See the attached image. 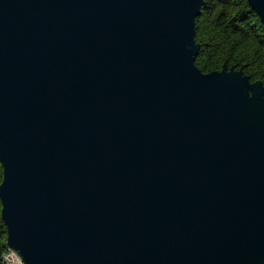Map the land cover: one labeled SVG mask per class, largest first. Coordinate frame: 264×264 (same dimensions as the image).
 <instances>
[{
    "label": "water",
    "instance_id": "obj_1",
    "mask_svg": "<svg viewBox=\"0 0 264 264\" xmlns=\"http://www.w3.org/2000/svg\"><path fill=\"white\" fill-rule=\"evenodd\" d=\"M204 2L0 0L1 219L23 264H264V84L197 67Z\"/></svg>",
    "mask_w": 264,
    "mask_h": 264
},
{
    "label": "trees",
    "instance_id": "obj_2",
    "mask_svg": "<svg viewBox=\"0 0 264 264\" xmlns=\"http://www.w3.org/2000/svg\"><path fill=\"white\" fill-rule=\"evenodd\" d=\"M195 19L194 38L200 44L195 64L202 72L227 67L242 69L250 81L264 84V26L247 0H204ZM2 166L0 164V182ZM6 228L1 219L0 264L7 250Z\"/></svg>",
    "mask_w": 264,
    "mask_h": 264
},
{
    "label": "built area",
    "instance_id": "obj_3",
    "mask_svg": "<svg viewBox=\"0 0 264 264\" xmlns=\"http://www.w3.org/2000/svg\"><path fill=\"white\" fill-rule=\"evenodd\" d=\"M2 259L5 262V264H23L20 255L15 250L9 247L3 253Z\"/></svg>",
    "mask_w": 264,
    "mask_h": 264
}]
</instances>
